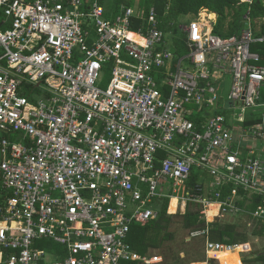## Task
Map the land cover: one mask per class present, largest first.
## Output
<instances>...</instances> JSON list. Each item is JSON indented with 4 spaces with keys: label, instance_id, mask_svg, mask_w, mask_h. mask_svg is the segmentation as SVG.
Listing matches in <instances>:
<instances>
[{
    "label": "built area",
    "instance_id": "2783aa9c",
    "mask_svg": "<svg viewBox=\"0 0 264 264\" xmlns=\"http://www.w3.org/2000/svg\"><path fill=\"white\" fill-rule=\"evenodd\" d=\"M179 24L176 57L154 7L121 4L109 17L99 0H0V264L158 263L133 250L130 228L156 219L194 174L176 211L194 202L264 220L262 205L238 204L264 199L262 124L243 119L264 108L251 51L264 35L248 23L221 37L212 13ZM224 72L234 123L204 111L221 104ZM190 236L207 255L249 248L211 241L207 226Z\"/></svg>",
    "mask_w": 264,
    "mask_h": 264
},
{
    "label": "trees",
    "instance_id": "16d2710c",
    "mask_svg": "<svg viewBox=\"0 0 264 264\" xmlns=\"http://www.w3.org/2000/svg\"><path fill=\"white\" fill-rule=\"evenodd\" d=\"M100 3L105 7V9L112 14L107 16H112L117 13L119 6L124 4L126 6H131L138 4L143 12L147 13L149 8L154 7L158 18L160 20V28L164 33H172L175 37V44L178 45V49L175 50V56H179L185 53V36L177 27L179 19L185 17L188 14H192L194 17L199 16L202 11L205 13H214L216 15V24L214 26L213 32L221 37H229L232 35H239L240 32L245 28L248 23L251 25L253 35L255 37H260L264 35V0H250L249 2H240V0H99ZM240 2V3H239ZM143 6V7H142ZM107 7V8H106ZM107 14V13H106ZM213 16V15H212ZM247 16V18H245ZM229 20L227 21V19ZM247 19V21H245ZM261 20L259 23H255V20ZM245 23V26L242 24ZM254 22V23H252ZM258 28V29H257ZM178 33V34H177ZM176 34V35H175ZM172 48V47H171ZM251 51L257 52L259 55L258 64L264 65V42H255L251 44ZM202 119V117H201ZM264 121V120H263ZM261 118L249 119L244 122V125L259 124L263 122ZM262 124V123H261ZM264 126V124H263ZM163 156V154H160ZM197 175H193L189 182L185 184V187L190 188L196 183ZM227 186L223 192L222 197H225L229 188ZM186 188V189H187ZM8 194L0 187V207L3 204L4 199ZM167 200V199H166ZM167 202H163L160 206V211L156 219H151L142 224H133L130 228L128 234V242L131 244L132 248L140 255H145L149 249H159L163 242L168 241L171 235L167 229L171 222V217L174 215L167 214ZM238 204L245 207L248 212H252L256 209L258 205L264 207V199L260 196L253 195L250 202L245 204V200H241ZM165 205V206H164ZM172 202L169 204L168 211L172 210ZM165 207V208H164ZM171 207V208H170ZM198 211H191L186 209L185 213L182 214V225L184 228L189 229H204L205 221L200 219V209L197 207ZM163 213V214H162ZM250 220H257L256 217H251ZM165 220V221H164ZM258 223L260 226H255L251 233L254 236H261L264 234V222ZM144 224V225H143ZM152 224V225H151ZM142 225V226H141ZM161 226V227H160ZM208 228V237L212 241L222 242L227 244H239L247 241V235L243 232L236 231V226L230 223H211ZM164 239V240H163ZM151 240V241H150ZM139 241V242H138ZM147 245V246H146ZM149 246V247H148ZM179 252L172 257V260L168 264H179L182 260L179 258ZM165 257V255H163ZM165 259V258H164ZM202 260V259H200ZM198 260V261H200ZM203 259L202 261H204ZM166 261V260H165ZM168 261V260H167ZM242 264H264V253L258 254L256 256H249V254H243L241 256ZM123 264H142L136 261H127Z\"/></svg>",
    "mask_w": 264,
    "mask_h": 264
},
{
    "label": "rangeland",
    "instance_id": "374dc122",
    "mask_svg": "<svg viewBox=\"0 0 264 264\" xmlns=\"http://www.w3.org/2000/svg\"><path fill=\"white\" fill-rule=\"evenodd\" d=\"M240 2H243V0H240ZM107 9L112 10L114 12V9H112V8H107ZM201 14L205 15V11H202ZM193 17L194 16L192 14L186 15L185 17L179 19L180 20L179 25L185 26ZM228 20H229V18L227 19V21ZM245 21H247V19ZM245 21L242 23L244 26L246 23ZM259 21L261 22V20H259V19L255 20V23H259ZM252 23H254V22H252ZM178 32L180 33L182 31L179 29ZM167 36H168L169 40H172V36H173L172 33H168ZM109 76H110V72L108 69H104L101 72L100 81L98 83L100 87H102V88L106 87ZM229 84H230V77H226V80L223 82V93H222L223 97H226V95L228 93ZM224 105H225V103H224ZM220 110H222L221 105L214 107V109L213 108L205 109L204 111L206 112L207 115H210L212 112L213 113L226 114V115L228 113H230L229 111L223 112ZM235 111L238 112L239 109H235ZM249 112H250L249 113L250 116L254 115L255 118L258 116L261 117L264 113V108L261 106H257L255 108H252ZM230 116H231L230 118L233 120V122H235V119H234L235 116L233 114ZM243 119H245L244 122H246V120H248V119H246V117ZM250 119H252V118H250ZM248 125H253V124L249 123ZM261 131L264 133V130L262 128H261ZM0 135H1V133H0ZM12 136L15 140L18 137L17 134H13ZM246 141H248V140H246ZM257 144H259L261 147H264V142H262L261 140H259V143H257ZM259 145H258V147H259ZM205 179H207V177H205ZM186 190L187 189H186L185 185L178 187L175 196H177L178 198L184 197L186 194ZM253 195H255V194H252V193L249 194L248 203L250 202ZM246 203L247 202L245 199V204ZM186 207L187 208H185V210L190 209L191 211L195 212V211H197L196 208L197 207L199 208V205L194 203V202H188ZM175 211H176V206L174 209H172L170 212L167 213L169 215L170 214L174 215L173 217H171V222H170L168 229H167V231L171 234L169 236L170 239H168V241L163 242L162 245L160 246V248L157 249L156 251H154V253H157V255H162V262L160 264H168L169 261L172 260V257H174V255H176L177 252H179L178 256L182 260V262H180L179 264H202L201 261L204 258L207 259V256L204 252L205 240L201 236L194 237V238L191 237L190 234L193 231H195L196 229H189V228L183 227V225L181 223L182 222V216L181 215L184 214L185 211H184V213L181 212L180 210H177L176 212ZM199 215H200V219L205 221V225L208 228L210 227L209 224H211V223H230V224H234L236 226V231L246 233L247 241H245V242H247L249 244L250 248H248V251H244V252L239 251L238 252L240 259H241V256L243 254L244 255L249 254V256L251 257V256H256L258 254L264 253V234L261 236H254L251 233L252 229L255 226V222L258 223L259 221L250 220V217H248L247 214H243V213L238 214L237 213V214L233 215L231 213V214H227L225 216H219L218 215L214 221H211V223H208L204 217V214H202L200 212ZM263 222H264V220H260V223H263ZM257 226L259 227L260 224L258 223ZM245 242H242V243H245ZM34 245L40 247L39 243L34 244ZM163 255H165V257ZM208 257H209V255H208ZM200 259H202V260H200ZM198 260H200V261H198ZM203 264H220V261L216 257H214V258L210 257V262L208 263L205 261V262H203Z\"/></svg>",
    "mask_w": 264,
    "mask_h": 264
},
{
    "label": "crops",
    "instance_id": "0c3cea01",
    "mask_svg": "<svg viewBox=\"0 0 264 264\" xmlns=\"http://www.w3.org/2000/svg\"><path fill=\"white\" fill-rule=\"evenodd\" d=\"M106 10V9H105ZM119 10V9H118ZM106 15H110V14H112L111 13V11H107L106 10ZM115 15V14H114ZM113 16V15H112ZM172 48H171V50L173 51V52H175V50L176 49H178V45L177 46H171ZM186 48V47H185ZM252 52H254V51H252ZM257 53V52H256ZM179 56H181V54L179 55ZM178 56V57H179ZM226 77H230V74H227V73H222L221 74V78H218L216 81H214V83L216 84V85H220V89H219V93H220V96H221V101H220V103H222V104H220L221 105V108H222V110H220V111H229L230 113H228L227 115L226 114H222V115H224L225 117H226V119L230 122V123H232L233 122V120L230 118L231 116L230 115H235V113L237 114V112L234 110V109H232V105L227 101V99H226V97H223V95H222V93H223V82L226 80ZM230 83H231V77H230ZM229 89H230V84H229V88H228V91H229ZM228 94V93H227ZM227 96V95H226ZM225 103V105H224V103ZM224 105V106H223ZM235 111V112H234ZM249 113L250 112H247L246 113V119H250V118H254V119H256V118H261L260 116H258V117H256L255 118V116L254 115H249ZM199 119H200V117H199ZM262 119V121L264 120L263 118H261ZM234 123V122H233ZM262 123V129L264 130V126H263V124H264V121L263 122H261ZM199 179H198V177L196 178V181H198ZM208 179H204L203 181H206V182H208L207 181ZM187 188V187H186ZM188 189V188H187ZM174 197H177V196H174ZM169 204H170V201H169V203L167 204L168 205V208H169ZM212 206V205H211ZM176 208H177V205H176ZM185 208H187V207H185ZM207 210H209V208H207L206 209V211L204 212V217H205V219L207 220V222L208 223H211V221H208V216H207ZM218 210V209H217ZM186 211V210H185ZM169 212V211H168ZM203 214V213H202ZM216 214H217V212H216ZM218 216V215H217ZM217 216H215L214 217V220H215V218H217ZM203 238V237H202ZM204 239V238H203ZM204 244V243H203ZM204 246V245H203ZM134 250V249H133ZM157 249H149V251L145 254L146 256H152V255H157V253H154V251H156ZM204 252H205V248H204ZM206 254V253H205ZM159 256H161V261L160 262H158V263H154V264H160L161 262H162V255H159ZM206 256H207V259L206 258H204L205 260L204 261H201L202 262V264H203V262H210V256L208 257V255L206 254Z\"/></svg>",
    "mask_w": 264,
    "mask_h": 264
},
{
    "label": "bare ground",
    "instance_id": "6f19581e",
    "mask_svg": "<svg viewBox=\"0 0 264 264\" xmlns=\"http://www.w3.org/2000/svg\"><path fill=\"white\" fill-rule=\"evenodd\" d=\"M240 3V2H239ZM143 7V6H142ZM115 9V8H114ZM185 46V45H184ZM186 50V48H185ZM214 109V108H213ZM260 112V111H259ZM255 124V123H254ZM167 201V200H166ZM165 201V202H166ZM170 202H172L173 206L172 209L175 208L176 204H177V199L175 197H172ZM165 206V205H164ZM246 207V206H245ZM165 208V207H164ZM171 208V207H170ZM217 212V207L215 205H212L209 207V210H207V216H208V221H214V217L217 216L216 214ZM173 213V212H172ZM163 214V213H162ZM165 221V220H164ZM144 225V224H143ZM152 225V224H151ZM142 226V225H141ZM161 227V226H160ZM206 227V225H205ZM209 238V237H208ZM164 240V239H163ZM151 241V240H150ZM212 241V240H211ZM139 242V241H138ZM216 242V241H214ZM222 243V242H221ZM226 245H233V244H227V243H223ZM147 246V245H146ZM149 247V246H148ZM250 248V246H249ZM257 251V250H256ZM239 248L230 251V250H226V251H222V252H218L216 254L213 253H209L210 257H213V255H216V258L219 259L220 264H242V261L240 259L239 256Z\"/></svg>",
    "mask_w": 264,
    "mask_h": 264
},
{
    "label": "clouds",
    "instance_id": "9594fccd",
    "mask_svg": "<svg viewBox=\"0 0 264 264\" xmlns=\"http://www.w3.org/2000/svg\"><path fill=\"white\" fill-rule=\"evenodd\" d=\"M212 14H214V13H212Z\"/></svg>",
    "mask_w": 264,
    "mask_h": 264
}]
</instances>
